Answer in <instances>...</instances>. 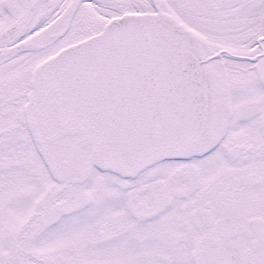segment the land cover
<instances>
[{
    "label": "snow or ice",
    "instance_id": "1",
    "mask_svg": "<svg viewBox=\"0 0 264 264\" xmlns=\"http://www.w3.org/2000/svg\"><path fill=\"white\" fill-rule=\"evenodd\" d=\"M0 264H264V0H0Z\"/></svg>",
    "mask_w": 264,
    "mask_h": 264
}]
</instances>
